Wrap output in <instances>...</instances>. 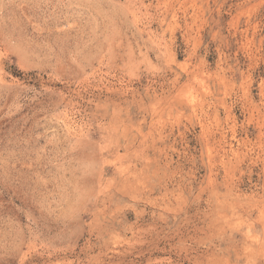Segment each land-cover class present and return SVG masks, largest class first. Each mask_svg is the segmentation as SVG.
Wrapping results in <instances>:
<instances>
[{"label": "rangeland", "instance_id": "1", "mask_svg": "<svg viewBox=\"0 0 264 264\" xmlns=\"http://www.w3.org/2000/svg\"><path fill=\"white\" fill-rule=\"evenodd\" d=\"M0 264H264V0H0Z\"/></svg>", "mask_w": 264, "mask_h": 264}]
</instances>
